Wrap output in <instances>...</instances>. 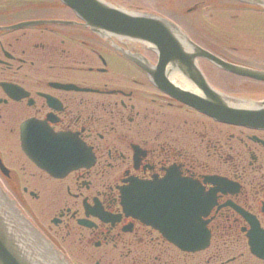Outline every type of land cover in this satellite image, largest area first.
Segmentation results:
<instances>
[{
    "label": "flooded vegetation",
    "instance_id": "obj_1",
    "mask_svg": "<svg viewBox=\"0 0 264 264\" xmlns=\"http://www.w3.org/2000/svg\"><path fill=\"white\" fill-rule=\"evenodd\" d=\"M122 2L131 10L177 9L169 0ZM229 2L220 10L232 9L233 21L201 22L195 29L176 22L208 52L196 67L212 86L264 108V81L219 63L264 73V6ZM56 19L69 23L50 22ZM34 20L43 22L25 24ZM115 43L158 65L156 54L140 44ZM164 63L166 73L191 68ZM31 119L83 140L95 164L62 178L44 172L20 148L21 126ZM0 156L10 169L7 177L0 171L2 182L35 191L33 220L74 264H257L240 210L264 226V128L218 121L154 87L141 65L99 39L59 0H0ZM206 175L233 185L218 194L205 218L215 244L200 254L177 255L159 230L123 215L116 222L93 219L91 229L76 224L85 217L84 203L119 213L120 187L132 188L134 180L171 201L177 183L207 187ZM53 218L60 220L56 226L47 222Z\"/></svg>",
    "mask_w": 264,
    "mask_h": 264
},
{
    "label": "water",
    "instance_id": "obj_2",
    "mask_svg": "<svg viewBox=\"0 0 264 264\" xmlns=\"http://www.w3.org/2000/svg\"><path fill=\"white\" fill-rule=\"evenodd\" d=\"M64 1L75 8L77 13L99 35L117 34V31H130L129 23L148 29L153 21L156 26L161 25L165 29L167 28L170 35H164L163 30H157L151 35V42L163 45L165 44V41L162 40L164 38L177 39V37H182L180 34L173 32L174 28L172 26L170 27L160 19L146 15H131L100 0ZM198 85L202 90V94L191 93V96L185 99L186 101L210 114L219 115L221 119L229 122L244 118L242 115L243 109L233 105L230 99L209 88L203 77L199 78ZM0 264H53V259L44 250L39 233L1 189Z\"/></svg>",
    "mask_w": 264,
    "mask_h": 264
},
{
    "label": "rangeland",
    "instance_id": "obj_3",
    "mask_svg": "<svg viewBox=\"0 0 264 264\" xmlns=\"http://www.w3.org/2000/svg\"><path fill=\"white\" fill-rule=\"evenodd\" d=\"M163 1H165V0H163ZM190 3V1H188V2H183V3H181L180 5L181 6H183V8H187V7H189V4ZM178 4H179V0H178ZM193 21V23H194V20H192Z\"/></svg>",
    "mask_w": 264,
    "mask_h": 264
},
{
    "label": "bare ground",
    "instance_id": "obj_4",
    "mask_svg": "<svg viewBox=\"0 0 264 264\" xmlns=\"http://www.w3.org/2000/svg\"><path fill=\"white\" fill-rule=\"evenodd\" d=\"M183 45H185V44L183 43ZM32 130H33L32 128L29 129V131H32ZM167 213H170V212H167Z\"/></svg>",
    "mask_w": 264,
    "mask_h": 264
}]
</instances>
